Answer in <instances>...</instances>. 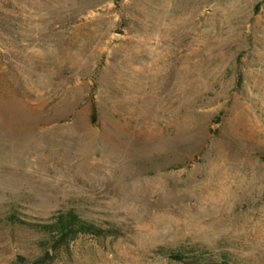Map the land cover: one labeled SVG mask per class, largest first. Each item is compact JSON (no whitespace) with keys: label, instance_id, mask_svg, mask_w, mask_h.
Listing matches in <instances>:
<instances>
[{"label":"rangeland","instance_id":"obj_1","mask_svg":"<svg viewBox=\"0 0 264 264\" xmlns=\"http://www.w3.org/2000/svg\"><path fill=\"white\" fill-rule=\"evenodd\" d=\"M214 262L264 264V0H0V264Z\"/></svg>","mask_w":264,"mask_h":264},{"label":"trees","instance_id":"obj_2","mask_svg":"<svg viewBox=\"0 0 264 264\" xmlns=\"http://www.w3.org/2000/svg\"><path fill=\"white\" fill-rule=\"evenodd\" d=\"M35 229L46 234L50 241L55 242V248L60 247L71 239H74L80 233H96L95 225L84 221L75 211L60 212L54 216L51 222L45 224H32ZM200 257L207 255L205 250H200ZM182 255V254H181ZM179 255V257L181 256ZM215 264H227L226 262Z\"/></svg>","mask_w":264,"mask_h":264}]
</instances>
